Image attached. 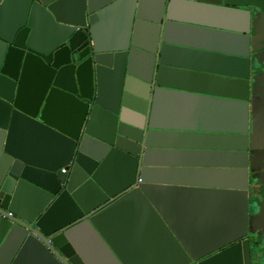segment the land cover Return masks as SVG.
Returning <instances> with one entry per match:
<instances>
[{
  "label": "water",
  "instance_id": "95a60500",
  "mask_svg": "<svg viewBox=\"0 0 264 264\" xmlns=\"http://www.w3.org/2000/svg\"><path fill=\"white\" fill-rule=\"evenodd\" d=\"M263 17L264 0H0V264H128L101 223L132 196L178 264H264ZM175 95L212 114L162 118ZM167 190L213 195V227L175 228Z\"/></svg>",
  "mask_w": 264,
  "mask_h": 264
},
{
  "label": "crops",
  "instance_id": "0c3cea01",
  "mask_svg": "<svg viewBox=\"0 0 264 264\" xmlns=\"http://www.w3.org/2000/svg\"><path fill=\"white\" fill-rule=\"evenodd\" d=\"M119 27V20L112 19L108 31L114 32ZM257 29L260 40L259 38H264V21ZM172 31L177 32L178 28L173 27ZM253 85L258 135L264 145V73L255 79ZM211 114L209 103L178 95L164 97L160 106L161 117L174 121H182L190 115L199 117ZM213 199V195L207 193L202 196L194 192L167 190L162 192L161 208L175 228L180 231L188 230L191 237L196 234L195 229L198 230L201 226L213 227ZM201 217L203 224L197 222ZM163 224L152 214L148 203L132 196L118 203L104 216L101 228L128 264H178L180 255L171 247L169 238L162 229V226L165 227ZM85 249L91 258H100L98 249L90 241L85 243Z\"/></svg>",
  "mask_w": 264,
  "mask_h": 264
},
{
  "label": "flooded vegetation",
  "instance_id": "af4514ba",
  "mask_svg": "<svg viewBox=\"0 0 264 264\" xmlns=\"http://www.w3.org/2000/svg\"><path fill=\"white\" fill-rule=\"evenodd\" d=\"M264 220H261L260 218L258 220H256L255 226L260 225L261 223H263ZM256 228V227H254Z\"/></svg>",
  "mask_w": 264,
  "mask_h": 264
},
{
  "label": "built area",
  "instance_id": "2783aa9c",
  "mask_svg": "<svg viewBox=\"0 0 264 264\" xmlns=\"http://www.w3.org/2000/svg\"><path fill=\"white\" fill-rule=\"evenodd\" d=\"M140 179H138V181H139ZM11 214V213H10Z\"/></svg>",
  "mask_w": 264,
  "mask_h": 264
}]
</instances>
